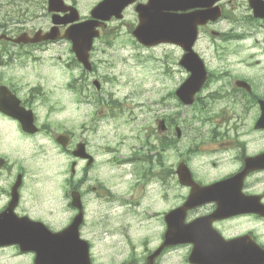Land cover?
<instances>
[{
	"label": "flooded vegetation",
	"instance_id": "af4514ba",
	"mask_svg": "<svg viewBox=\"0 0 264 264\" xmlns=\"http://www.w3.org/2000/svg\"><path fill=\"white\" fill-rule=\"evenodd\" d=\"M101 1L0 0V92L15 95L19 99V106L26 112V117H14L11 113L18 112L13 108V102L6 104L4 107L6 110L0 109V218L11 222L18 220V226L22 229L21 234H25L29 227L28 219L44 222L51 228L55 227L60 205L47 208L53 205L56 199L41 197L43 187L38 184L41 182V185L45 183L50 186L51 177L52 180L57 178L59 192L62 188L65 192L68 190L80 192V207L71 205L69 198L66 200L65 211L70 214V220L79 211L87 218V193L91 190L95 192L98 202L103 201L109 207H124L125 213L143 215L141 219L144 221L146 218L155 219L159 224L155 245L149 249L145 244L146 251L140 255L137 251L142 241H131L133 230L130 225L122 224L117 231L116 229L111 231L112 235L122 234L124 244H128L131 249L129 255L121 258L118 264L126 262L145 264L147 256L158 249L162 243L168 225L165 220L166 212L159 213L153 209L152 211L144 210L145 215L141 212V196H137V192L145 194L150 177L158 176L166 187L169 177L172 182L175 177L173 164L163 167L168 169L169 177L167 175L162 177L153 170V162L160 165V161L151 160L152 156L155 154L160 157V153L166 152L173 156L176 147L183 145H185L183 147L185 152L199 147L201 149L214 147L220 150L221 157L217 162L213 161L211 165L219 170L217 176L222 175L212 181H204L198 175H193L200 185H208L242 171L246 174L240 184L230 183L221 191L224 196L222 203L228 206L222 207L216 201L205 202L189 209L185 215V222L191 223L202 219L201 226L210 232L207 229L208 218L212 214L227 215L211 221L213 228L225 239L250 236L264 248V240L259 233L264 228V121L256 126L261 114V101L264 102V86L257 84L252 65H249L252 64L249 62L254 61L264 67L262 63L264 61V0H180L176 2V5L185 6V9L176 11V14H187V19L193 14L195 19L199 17L197 21H203L197 22L198 31L193 43V51L206 67L208 82L195 97L196 101L191 106H198L197 109L204 112L211 101H217L220 107L213 115L202 118L205 120L204 124L208 123L211 127L201 132V135L190 136L189 143L180 145L181 138L188 135L183 134L182 130L179 136L175 135L171 125L165 124L162 134L157 133L155 128L147 133V135H153L155 145L146 146L145 152L150 160L140 162L139 170L152 174L143 176L135 173L133 181L130 182V191L137 199L136 201L111 198L110 189L104 186L99 178L91 175L92 167L99 164L98 158L88 146L87 139L82 138L90 125H87L86 129L82 128L78 135L74 123L60 121L57 124L60 126L59 133L67 136L66 147L58 144V150L69 158L62 168L52 170L51 173L47 172L48 167H43V175L38 172L30 175V167L23 163V158L13 157L14 146L17 148L20 143L49 134V131L47 132L49 113L47 112V115L43 117L41 106H44L42 99L49 87L48 82L52 79L51 86L55 78H61L58 83H62V80L66 78L63 90L68 94H74L77 90L91 93V87L100 92L105 86L103 78H108L105 70L108 68L109 60L125 50L128 45L132 46L128 50L129 54L133 55H142L144 52L140 50H154L161 46L177 50L181 56L186 53L179 46L168 44L171 38L168 32L165 34L156 32L155 37L146 38L148 45L136 35L144 6L148 1L154 3V0L109 2L107 5L109 17L103 19L93 15L94 7ZM160 1L162 13L171 14L172 9L169 5L164 0ZM169 3L174 6L173 0ZM168 9H170L169 12ZM111 10L112 14H110ZM155 10L157 11V6ZM174 27L175 23L172 24V28ZM44 36L48 37L43 38ZM32 37L37 39L32 42L27 40ZM17 38L21 40L17 41ZM229 43L232 44L229 45ZM220 44L222 47L233 46L234 52L244 51L243 54H235L236 57H234L240 63V68L236 67L235 71H230L222 67V63H230L233 59H229V53L220 48ZM76 53L82 55L87 53L88 60L85 63L80 62ZM148 56L154 59L153 55ZM213 62L216 64L212 65ZM121 65L122 62L117 65V69ZM247 69H250V72H247ZM184 74L186 77L190 75L187 70H184ZM212 86L215 88L209 90ZM98 101L111 109L112 106L104 103L100 97ZM90 104L96 105L94 101ZM28 110L32 111L33 123L38 127L34 133L25 131L22 126L28 119ZM97 114L100 116V112ZM95 119L97 118H93V121ZM157 120L156 118L155 121ZM58 131L53 133L54 138L58 135ZM174 136L178 138L176 146ZM79 141L85 142L86 152L93 156L89 164L87 159L73 156ZM190 159L191 156L188 155L184 160L190 164ZM116 164L120 165L119 162ZM60 176H64L63 183ZM30 180L34 183L32 186ZM176 185L183 190L181 201L172 204L168 210L180 206L191 192V186H181L178 182ZM238 186L239 189H237ZM49 191L51 194V187ZM105 224H108V218ZM146 240L148 241V238ZM211 242L214 243V241ZM118 243L121 244L119 241ZM183 246L186 247L184 259L188 256L193 244ZM122 247L126 246L122 244ZM178 247L182 246L170 245L162 248L151 264H161L166 253ZM249 248V239H243L237 248L230 250L232 255L214 254L210 259L226 261L229 264H246V261L252 257V249L249 251L250 255L246 253ZM6 249L11 251H5ZM0 251L8 253L13 260L10 264H34V253L22 252L18 245L3 246L0 247ZM124 252L123 250L122 253ZM95 253L93 250L92 254ZM92 257L95 259V256ZM202 258L200 264H209L205 257Z\"/></svg>",
	"mask_w": 264,
	"mask_h": 264
},
{
	"label": "rangeland",
	"instance_id": "374dc122",
	"mask_svg": "<svg viewBox=\"0 0 264 264\" xmlns=\"http://www.w3.org/2000/svg\"><path fill=\"white\" fill-rule=\"evenodd\" d=\"M231 44L229 43V45ZM131 47V45H128L125 50L117 53L108 62V68L105 70L108 78H103L105 86L104 90H100L99 95L104 96V103L106 102V104L112 106L113 111L111 112V109L102 103L100 106L101 115L97 117L99 120H96L92 127L90 121L87 119L88 116L82 113L77 114L72 109L68 96L50 85L53 79L48 82L49 87L47 88L49 90L46 89L45 96L42 99L44 106H41L43 117L47 115V112L49 113V123L53 131L59 130L60 126L57 124L60 121L77 124V128H80V124L90 125L89 131L85 132L84 137L89 140L91 149L99 159V164L93 167L90 173L95 178H99L104 186L110 189L111 198H119L126 201L137 200L130 191V181L133 178L130 173L134 174L133 167L131 169L124 166L118 167L113 162V159L126 157L130 154L129 151L133 147H137L140 142L142 143V139L145 138L151 129L156 128L155 120L163 114L175 116L177 125L182 129V133L188 135V137H182L179 144L189 143L190 136L201 135V132L211 127L208 123L204 124L205 120L202 118L213 115L220 107V103L211 101L206 111L201 112L197 109L198 106L191 109L183 108L176 102V98L169 91L171 88L178 86L185 76L183 71L177 66V61H175L179 55L177 50L168 46H161L154 50H140L144 52L142 55H133L129 54L128 48ZM220 48L229 53V59H233L230 63H222V67H226L230 71H235L236 67L240 68V63L234 57H236L235 54H243L244 51L234 52L232 51L233 46L228 47L224 45L222 47L221 44ZM148 55H153L154 59ZM161 58L163 59L162 61L160 60ZM121 62V67L117 69V65ZM249 63H252L249 65H252V71L256 76L257 84L264 86V67H261L254 61ZM215 64V62L212 63V65ZM244 64L248 63L244 62ZM247 72H250V69H247ZM60 79L55 78V83H58ZM64 84L65 79L62 80V86ZM214 88L215 86H212L209 90H213ZM91 93L94 96L98 95L94 90ZM111 99H117L120 102L118 105H114L110 103ZM209 136H211L210 133ZM149 140L154 141L152 137H149ZM105 144H117L115 147L116 152L112 159L109 158L113 152H108L109 149H102ZM14 148L13 157L23 158V163L30 167V175L35 172L43 175V167H48L47 172L51 173L52 170L55 171L58 168H62L63 164L68 160L66 154L60 152L47 136L37 137L27 141L25 144H21L17 148L14 146ZM199 153L211 156V161L221 154L219 151L211 153L200 151ZM179 160L180 157L177 154L173 156L167 153L163 154L159 160L160 165L153 162V170L158 172L162 177H165L169 173L167 172L168 169H164L163 167H169L171 164L176 166ZM153 161H156L155 157ZM190 164L192 167H195V174L204 181H212L222 175L217 176L218 169L210 168L209 165L202 163V159L200 158L195 160V156L190 160ZM63 177L60 176L61 183H63ZM156 178L159 179L158 176ZM56 179L53 178L52 180L51 177V190L54 192L59 191ZM176 182V177H173V182L169 177L167 187L161 180L148 184L141 201V212L143 213L144 210L152 211L151 209H153L161 213L169 209L172 204L179 203L183 190L178 188ZM33 184V181L30 180V185L32 186ZM40 185L41 182L38 186ZM61 192L64 193L63 188ZM139 195L140 191L137 192V196ZM95 196L94 191H89L87 194L89 218L87 220V227L85 228V235L94 240L100 263L118 264L124 254L130 253V246L123 244L126 247H122V243L119 241L122 234H111L113 229L117 231L125 222H128L133 230L131 241H142L140 242L141 246L138 248V251L141 252L137 251L138 255L146 251V249L144 250L145 244L149 249L154 247L159 228V224L155 219L146 218V221H144L141 219L143 215L125 213V208L120 206L109 207L103 201L98 202ZM64 218L65 213L63 212L61 219ZM107 218L108 224H105ZM259 233H261V238L264 240V228ZM147 238L148 241L146 240ZM123 250L125 251L124 253H122ZM183 252H186L185 248H177L166 253V256L162 258L161 264H182ZM0 261L4 262L3 260Z\"/></svg>",
	"mask_w": 264,
	"mask_h": 264
},
{
	"label": "water",
	"instance_id": "95a60500",
	"mask_svg": "<svg viewBox=\"0 0 264 264\" xmlns=\"http://www.w3.org/2000/svg\"><path fill=\"white\" fill-rule=\"evenodd\" d=\"M167 4H169V1L171 0H164ZM154 8L156 6H159L158 3L154 2L153 4ZM152 6V7H153ZM178 5L175 6L173 9H178ZM161 10L160 8L157 9V11H152V8L150 5L148 6H144V9L142 10V16L140 18V24L137 28V32L136 35L138 36L139 39H141L145 44H149V42L146 41V38H151V37H154L155 36V32H157L158 34H163L165 31L168 32L169 34H175L174 38L173 39H170V40H173V41H177L181 39V35L182 34H185L186 33V29L183 28L179 25V24H176L175 22H178L180 19H178L176 16H173V15H163L160 13ZM165 16V17H163ZM175 23V27L172 28V24ZM181 62L183 64H187L189 62V58H184L181 60ZM197 88V87H195ZM178 94L181 96V98H183L184 100L187 99V96L184 94V89H180L178 91ZM241 174H237L235 177L231 178V179H228V180H225V181H221L220 183H217V184H214L213 186H211L210 188H205V189H202L200 190L199 194H198V198L201 197V199L204 201V200H210L212 198H214V194H213V187H220L219 185L220 184H227V182H233V181H239V176ZM238 178V179H237ZM227 188V186H226ZM203 195V196H202ZM202 201V202H203ZM78 222L79 220H74L72 226L70 228H68V231H66L67 233L71 234L72 235V239H70L68 236L64 235V236H61L60 235L58 236V238L56 240H53L50 244H51V247H54V246H62L64 247L65 244H67L68 242L71 243V241L73 240H76V238L78 239V243L77 246L80 248L81 246H84V243H82L81 241H79V238H78V235L76 233L75 230H73V228H77L78 226ZM73 227V228H72ZM65 233V232H64ZM178 234H182V233H178ZM56 236V235H55ZM210 238V237H208ZM207 238V239H208ZM182 240H185L183 238H177V241H182ZM75 242V241H74ZM76 243V242H75ZM74 243V244H75ZM218 244V245H216ZM202 242L199 240V243L197 245V251L194 252V254L192 255V258L191 260H195L196 256L197 257H205L207 259L208 262L210 263H213L217 260H214V259H210V257L214 254H223L225 256L227 255H232L233 253L224 245L216 242V243H213V242H209L207 244H203L202 246ZM85 247H86V244H85ZM256 248V247H255ZM257 249V248H256ZM80 250V249H78ZM259 250V249H258ZM255 252V251H253ZM66 255H68V259H70V255L68 254V252L66 251L65 252ZM81 252L79 251L78 252V255H77V259H74L73 258V263H78V264H82L81 263Z\"/></svg>",
	"mask_w": 264,
	"mask_h": 264
},
{
	"label": "bare ground",
	"instance_id": "6f19581e",
	"mask_svg": "<svg viewBox=\"0 0 264 264\" xmlns=\"http://www.w3.org/2000/svg\"><path fill=\"white\" fill-rule=\"evenodd\" d=\"M106 54V53H105Z\"/></svg>",
	"mask_w": 264,
	"mask_h": 264
}]
</instances>
